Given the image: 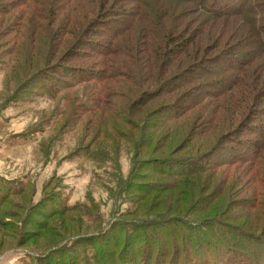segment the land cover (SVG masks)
I'll return each instance as SVG.
<instances>
[{"label": "trees", "instance_id": "1", "mask_svg": "<svg viewBox=\"0 0 264 264\" xmlns=\"http://www.w3.org/2000/svg\"><path fill=\"white\" fill-rule=\"evenodd\" d=\"M2 17L9 38L0 43L8 57L0 63L21 70L17 78L26 83L13 103L46 100L58 104L56 113L72 103L76 117L94 116V140L74 156L104 179L119 159L102 156L95 140H112L108 128L125 137L132 144L129 203L151 192L175 191L174 203L191 200L183 214L114 220L107 231L30 264H264V0H0ZM185 116L191 125L178 147L167 157L144 155L171 134L177 139L174 123ZM39 128L32 132L48 150L55 138L46 143ZM179 148L188 151L177 154ZM219 170L225 177L214 192L191 198V178ZM150 176L166 181H136ZM12 185L0 182V206L26 192V184ZM224 191L227 205H216ZM49 204L55 209L36 215L81 214L58 195L30 206L42 212Z\"/></svg>", "mask_w": 264, "mask_h": 264}, {"label": "rangeland", "instance_id": "2", "mask_svg": "<svg viewBox=\"0 0 264 264\" xmlns=\"http://www.w3.org/2000/svg\"><path fill=\"white\" fill-rule=\"evenodd\" d=\"M3 19L0 18V43L9 38L8 33L4 31L9 23L8 18H5L6 21ZM1 59L8 60V57L0 55ZM6 60L0 63V182L7 181L13 184L12 187L24 183L27 189L20 195L9 197L0 206V264H30L33 257L43 256L59 245L107 231L114 220L139 219L154 214L172 217L189 211L191 207L189 197L187 196V203L179 200L174 203L178 197L175 191L158 194L151 192L147 197L133 199V202L129 203L131 196L124 189V184L131 169L129 158L132 144L110 128L108 131L113 136L112 140L110 138L95 140V146L99 147L102 156L119 159L115 170L109 171V175L104 179L100 174L101 170L97 168L95 170L90 162L81 159L79 161L74 156L78 147L94 140L93 136L99 130V124L95 125L88 121L94 116L76 117L75 113L69 111L73 107L72 103L67 104L61 113H56L57 103L55 106V103L46 100L37 99L27 104L13 103L11 96L19 86L22 87V84L26 83L24 79L17 78L21 70L5 69L8 64ZM52 113L55 117H48ZM193 113H189V116ZM189 116L182 117L174 123L175 135H179L177 139L171 134L159 150H154L153 145L144 152V155L167 157L186 135L191 125ZM41 117L45 118L47 124L40 125ZM141 120H138L140 124ZM38 126L45 129L43 135L46 136V143L47 140L55 138L53 146L48 150L45 149L47 147L42 148L39 145L40 134L32 132ZM124 131L130 133L128 128H124ZM173 139L174 142L170 143L168 148L167 144ZM179 149L176 151L177 154L188 151L187 148ZM226 174L232 176L229 170ZM222 177H225V173L219 170L216 173H204L191 178L197 184L191 198L208 197L206 195L214 192V187L221 182ZM136 181L161 183L165 182L166 178L150 176L149 179L142 178ZM186 184L188 187L187 182ZM225 188L229 191L230 179L225 182ZM56 195L63 204L75 205L81 214L85 212L84 218L82 219L78 211L46 218L36 215L37 212L41 214L50 212L52 204L45 205L42 212L40 207L36 208L39 205L33 209L30 205L40 203L46 196ZM218 199L214 200L216 205L220 206L222 203L227 205L225 191ZM171 205L174 208H171ZM126 209L130 210L128 215H125ZM247 218L255 227L257 221L254 217L249 215ZM256 233L261 238L260 231L257 230ZM237 263L238 261L229 262Z\"/></svg>", "mask_w": 264, "mask_h": 264}]
</instances>
